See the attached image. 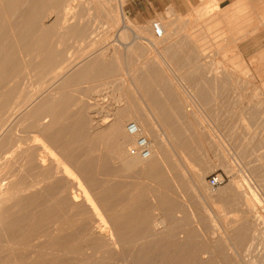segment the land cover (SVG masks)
<instances>
[{
    "label": "rangeland",
    "instance_id": "rangeland-1",
    "mask_svg": "<svg viewBox=\"0 0 264 264\" xmlns=\"http://www.w3.org/2000/svg\"><path fill=\"white\" fill-rule=\"evenodd\" d=\"M80 1H76L80 4H74L76 8L78 7L76 9L78 17L76 16L72 24H64L61 19L56 21L54 16L44 20V24L49 26L54 24L56 28L49 45L51 44L50 47L62 57L58 63V68L61 70L59 72L67 70L68 72L64 74L67 80L72 78L81 66L87 65L91 58L101 56L102 59H99L107 61L111 69H115L113 71L116 74L99 80L69 85L66 89L68 97L75 98L77 102L74 110L76 111L82 104L95 112L99 111L97 118L90 119L95 124L92 127L99 129L102 127L99 125L101 122L99 120L104 117L100 113L105 111V106H112V110L115 106L128 107L129 97L140 96L137 95L140 91L137 93L134 90L136 85L130 83L137 76L158 75L168 77L172 81L175 79L182 81L183 84L173 85L183 100V114L186 119L184 134L188 138V152L181 151L173 140L168 143L165 141L166 132L158 130L157 117L145 114L143 122L139 119L127 122L128 124L137 121L149 137L153 149L155 148L158 153L159 147L164 146L158 154V161H163L164 155H169L171 163L162 165L161 168L169 179L171 200L177 202L178 211L173 213V221L180 223L175 235H173L175 230L169 229L173 237L175 236L172 240L178 241L180 227L191 228L189 225L194 221L192 229L195 228L197 234L193 233L192 237L196 235L194 241L191 237L186 250L184 249V252L188 249L192 252L188 250L187 257L191 254L197 257L194 258L196 260L193 261L194 264L197 262L198 264L199 262L200 264H264V200L257 192L259 189L264 191V25H262L264 14L261 13L264 11V0H248L246 4L249 8L245 5L241 7L242 13L240 9L235 11L239 6L237 3L238 6L234 3L221 2L217 5L214 0H193L184 13L175 11L173 7H167L147 26L135 23L129 17L126 22L132 29L136 28L137 35L134 36V33L126 31L120 38L126 48L131 44V39L133 41L136 37L134 40L138 42L133 47L140 49L135 51L132 47L121 48L116 41L117 33L121 28L118 0H83L90 2L89 4ZM230 9L234 14L237 12L238 18L229 12ZM126 10L128 11V6ZM155 22L160 23L164 31L165 35L162 39L154 36L152 26ZM75 27L78 30L74 31ZM147 30L151 31V35ZM30 60L28 57L25 78L17 94L19 98L14 101V107L24 103L30 105L33 102L31 100L43 98L50 93L55 94L54 92L56 94L53 96L57 100L61 98L60 93H57L61 92V89L53 87L54 90L51 86L56 77L54 73L40 68L38 56L32 59V64L29 63ZM150 68H152L151 72L154 71L153 74L148 71ZM204 76H207V79ZM75 118L66 115L65 119L62 118L64 122L61 119L62 125L67 126L72 122L77 127ZM87 119L89 120V117ZM19 120L21 121V118L17 119ZM144 122H148L149 125ZM20 125L22 124L13 127V131H20V128L17 129ZM64 128L68 129V127ZM155 131L163 141L161 142L163 145H158L160 141L157 142ZM24 132L22 133L25 136H21L23 134L18 132L20 136L17 137L19 139L22 137V140L17 142L19 139L15 137L16 140L14 139L15 142L13 141L12 144L17 142L16 145L9 147L13 154H6L10 152L9 149L3 152L7 158L12 155L13 163H18L17 161L22 163L19 158L23 160L29 152V147H35L31 142L34 135ZM133 144L134 139L128 146L120 147V153L123 151L126 158L130 157L128 149ZM21 145L23 146L20 147ZM21 150L24 152L21 153ZM101 151L104 152L98 148L99 155L97 152L94 155H102ZM3 153L0 152V163L4 162L6 167H11L6 169L16 172L21 163L12 168L13 164L10 166L8 164L11 160L3 161L5 158L1 155ZM35 153L38 156L39 153L37 154V151ZM13 155H18L19 158ZM117 156V153L111 155L114 165L111 168L108 166V170H118L123 167V162L118 160ZM46 157L49 161L52 159L49 155ZM125 157L122 156L123 159ZM4 167L0 164V174L4 172L1 171L2 169L6 170ZM12 171L10 173L15 174ZM8 172L6 170V174L4 172L0 175V184L13 179L14 174L11 176ZM213 174L224 175L226 180L224 185L216 190H212L208 185V179ZM2 178L4 180H1ZM114 181H119L116 183L120 184L139 183L149 188L156 185L152 180L131 179L128 174L123 176V179L117 177L110 180L111 183ZM136 187L140 188V185ZM226 190H232L231 196L225 199L219 198L221 192ZM151 199L149 201L152 202ZM156 217L162 216L159 212H155V220ZM240 229L244 233L240 232ZM97 231L96 239L101 238L98 235L99 230ZM165 232V230L161 231L160 239L164 238ZM238 234H242V238L238 237ZM216 248L220 249L216 250ZM195 254H199V257ZM188 259L192 260V257Z\"/></svg>",
    "mask_w": 264,
    "mask_h": 264
},
{
    "label": "bare ground",
    "instance_id": "bare-ground-1",
    "mask_svg": "<svg viewBox=\"0 0 264 264\" xmlns=\"http://www.w3.org/2000/svg\"><path fill=\"white\" fill-rule=\"evenodd\" d=\"M76 1L80 0H0V152L3 153L8 149V151H10V146L13 144L16 145L17 142L22 140V137L19 139L17 136H20L19 133L24 131V133L30 132L34 135L31 142L35 144V147H29V152L25 155V158L22 157L24 158L23 160H21L18 155H13V157H18L20 161H23L22 163L17 161L18 158L16 159L18 163H13L12 160L14 159H12V155L9 156L11 157L10 159L9 157H5V153L1 154L5 157L4 160L1 158L3 161L7 160L9 162V160H11L12 163L9 162L8 164L9 166L13 164L12 168H15V165L17 166L19 163L21 164L19 165V169L15 172L12 171V169H6L8 166L6 167V164H3L4 162L0 163L5 166L4 168L9 171L8 173L11 176L14 173L11 174L10 172H15L11 181L0 184V264H192L195 260L194 258L197 257H193L192 254L191 256L188 255L189 258L192 257V260H189L186 256V252H188L189 249L186 252L184 251L190 242V238L195 234L194 232L197 234V230L195 228L192 229L194 221L191 222L192 224L189 223L191 224L189 225L191 228H184L186 226L180 227L181 230L178 232V237H180V239L176 242L172 240L175 238V236L173 237L175 232L173 235L170 232L171 230L169 229L172 228V226H168L166 217H156L157 219L153 225L150 223V228H148V224L145 226L146 228L142 226L144 227L143 229L140 224L144 221H140L141 219H150L149 215L144 217L142 215L144 213H136L137 210L139 211L138 208L135 209V211L129 206L128 208L124 206L126 203L129 205L128 201H130L128 197H124L129 195V193L124 194V190L127 189L128 184L116 183L119 181L110 182L111 176L123 177L125 175V170L129 173L134 170L139 171L143 169L142 171H146V175L156 173L155 168L159 166L156 161L159 159V156L155 148L153 149L152 147V154L149 159L145 160L140 157H133L129 152L128 154L130 157L127 156L126 158L125 152L121 151L122 153H120V147L128 146L134 139L127 133V127L126 133L125 130L120 131L117 127H115V129L112 128L113 130H108L111 133L110 135L113 139L111 142L113 143L111 147L108 148L106 145L105 149H101L106 151H101L102 155L100 156L94 155L96 152L98 155L100 153L98 152V148L100 147H97L100 143L97 144L98 134L95 130L90 147L83 148L79 144L74 145L72 143L73 140H69L68 136L71 134L70 136L74 138V136L80 134H77L78 132L73 134L71 127L65 126V124L63 126L62 122L59 121V115L64 117L66 110L64 111L61 107V98L57 100V98L53 96L56 92H54L55 94L50 93L46 95L43 97V100L42 98L31 100L33 101V107H29L26 103L16 107L13 106L15 99L19 98L17 94L21 90L23 78H25L24 73L28 66V57L31 59L29 63L32 64V59L38 56V58H40V68L43 70L46 69L50 73L53 72L54 76H56L51 85L52 88L57 87L63 92L64 86L61 85L60 82L66 77L64 74L68 71L59 72L61 70L58 68V63L62 57L59 52L50 47L52 46L51 44L49 45V41H52L56 33V28L53 26L54 24L51 26L44 24V20L50 16H54L56 21L57 19H61L64 24H72L76 16L78 17V14H76V9L78 8L75 6V3H77ZM81 1L82 3H88L83 0ZM121 1L122 0H118L121 14V28H119V30L123 33L126 31L132 34L134 33V36H136V28L134 27L135 29H132L130 24L126 22L128 18L122 16ZM214 1L218 5V1ZM247 1L248 0H239L237 2L239 6L236 4L238 7L235 11H239L238 9H240V13H242L241 7L243 8L244 5L248 7L246 4ZM234 8L236 9V7ZM230 10L229 12L233 13L232 9ZM261 13L264 14V11ZM233 16H237V12ZM233 16L230 17L232 18ZM244 18L247 19V17ZM261 22H263V20ZM73 30L75 31L78 29L76 28ZM73 30H71V32L76 34ZM79 35L81 36V34ZM134 38L136 39V37ZM116 41L118 44L123 45L120 37ZM203 47L201 48L203 49ZM100 55H102V53ZM95 58H101V56H95ZM104 68H102V72H104ZM57 69L59 70L57 71ZM97 69L98 68H96V70ZM106 69L105 71H107ZM150 70H152V68L148 71ZM86 71L89 73L92 70L89 71L86 69ZM153 72H151V74H153ZM55 73L59 74L56 75ZM83 74L81 73V75ZM144 76H146V74H144ZM92 78L93 76L91 79ZM204 78L207 79V76H204ZM200 80L201 79H199V81ZM63 81L67 82L66 80ZM81 82L83 81L81 80ZM77 83H80V81ZM61 92L57 93H60V95L64 94ZM202 94L203 93H201V95ZM20 118L21 121H17V119ZM20 123L22 125L17 129L20 128L21 132L18 131V133L13 131V127L19 126ZM134 124L137 123L135 122ZM137 125L140 126L139 124ZM22 126H24L25 130ZM21 127L23 130H21ZM64 127H68V129ZM104 133L102 134L105 135ZM178 133L180 134V132ZM155 135L158 137L156 131ZM21 136H25V134ZM15 137L17 140L19 139V141L12 144V142L16 140ZM80 138H82V133ZM102 138L100 139L102 140ZM107 139L110 138L107 137ZM108 141L109 140L106 142ZM158 141H160L158 144H162L161 142H163L162 140ZM77 143L82 142L79 141ZM19 145L17 144V146ZM160 148L163 147L160 146ZM16 150L14 149V151ZM23 150L26 151L27 149L23 148ZM19 151L18 147V153ZM34 151H37V154L39 151L41 152L37 156ZM22 152L24 151L21 150V153ZM9 153H11V151L6 152V154ZM116 153L118 154L117 159L123 162V170H119L120 168L118 170H108L109 163L107 162L108 164L106 163L107 166H105L104 162L106 161H104L103 155L106 154L109 157L111 154ZM121 154L125 157L124 159ZM46 155H49L52 159L49 161ZM21 156H23V154H21ZM105 167H107V169ZM6 170L2 169L1 171H4L5 173H2L6 174ZM99 171H101V173ZM120 171H123L121 172L123 175L120 174ZM2 173L0 175H2ZM132 174L135 173L132 172ZM136 174L141 175L140 171ZM165 179L166 178H160L164 185L169 183L168 180ZM1 180L4 179L2 178ZM165 181H167V183ZM132 185L133 187L136 186L131 183V186ZM128 186L131 189V186ZM132 189L135 192L139 190V188ZM141 189L143 190L145 188L141 187ZM128 190H126L125 193H127ZM231 193L232 190L221 192L219 198L225 199L231 196ZM145 194H143V196H145ZM123 198L126 199V203H124L125 201H123ZM132 198L134 199V197L130 199L134 201ZM120 199L122 201H120ZM161 199L164 200L163 198ZM116 202L124 204L121 206ZM140 203L143 204L142 202ZM170 208H172V206ZM165 211H167V209ZM150 214L152 213L150 212ZM138 215L143 216V218L141 217L140 219ZM148 219H146L143 224L149 222L150 220ZM168 222L170 221L168 220ZM160 229L166 231V235H164L162 239H160L161 237L159 235L163 230ZM97 230H99L98 235L101 236V238L97 237L96 239L95 235ZM141 230H145V232H141ZM240 232H242V229H240ZM130 235L131 237H129ZM194 237H192L191 240ZM238 237L242 238V234H238ZM191 245L193 244L191 243ZM191 248L192 247H190V249ZM221 248H223V246ZM250 248L251 247H249V249ZM201 249L205 248L201 247ZM217 249L220 248H216V250ZM195 251L197 252L199 250ZM195 255L198 256L199 254Z\"/></svg>",
    "mask_w": 264,
    "mask_h": 264
},
{
    "label": "crops",
    "instance_id": "crops-1",
    "mask_svg": "<svg viewBox=\"0 0 264 264\" xmlns=\"http://www.w3.org/2000/svg\"><path fill=\"white\" fill-rule=\"evenodd\" d=\"M217 1H218V3L221 2V3H226V4H233V3L236 4L239 0H217ZM192 2H193V0H143V1H140L138 3L129 5L128 11L130 13V17L132 18V20L135 23H141L142 25L147 26L150 21L155 20L158 17V15L160 13H162L167 7H173V9L175 11H177L179 13H184L185 10L189 9L188 4H192ZM147 32H148V34L151 35V33H150L151 31L147 30ZM122 34H123V32L119 30V32L117 33V37L119 38ZM137 42L138 41H135L134 38H133V41L131 39V41H130L131 44L127 45L126 48L132 47V50H134V51L139 50L140 47H133V46H135V43H137ZM120 46L123 49L125 48V46H123L122 44H120ZM127 58L129 59L130 57H127ZM95 60H97V61H95ZM98 60L101 62H99ZM108 64L109 63L107 61H103L99 58H92L89 60V63L84 66V68L83 67L80 68V71H78L75 75H73L72 78L67 79L66 80L67 82L63 81V80H65V77L62 79L63 82L62 81L60 82V84L64 86L63 92H61V93H64V94H61V96H62L60 99V102L62 103L61 107L64 111L66 110L64 117L63 116L62 117H63V119L66 118V115H72V116L76 117L75 121H77L76 122L77 127L74 126L72 122H70L69 125H67V126L72 128L73 134H75L76 132H78L77 134H80V135L74 136V138H72V136H70L71 135L70 134L68 136V139L73 140L72 143L74 145L79 144L83 148L84 147H90L91 141H93L92 138H94L93 134L95 131H97L96 133L98 134V137H97L98 142L97 141L96 142H97V144L100 143L99 146H97V147H100L101 149H105L106 145H107V147L109 148V147H111V145L113 143V142H111V140L113 141V139H112V136L110 135L111 134L110 131H108V130H111L112 128L115 129V127H117L118 130H120V131L125 130V132H126V127L128 124L135 123V122L137 123V121H131L130 123L127 124V122L129 120L139 119L140 121L143 122L144 121L143 116L145 114H147V115H151L153 117H157L156 121H157L158 128H159L158 130L162 131V132H164V130H165L166 133H164V136H166L165 141H167V143L173 140V141H175L176 144L179 145V149L181 151H187L188 152L189 151L187 149V146H188L187 139L188 138L184 134V132H185L184 127H185L186 119H185L184 114H183L184 113L183 100L173 85L174 83L183 84V82L178 80V79H175V81H172L168 77H162V76H158V75L157 76L156 75H150V76H142V77L137 76L130 83L136 85V86H134L135 87L134 90L137 91V93H138V91H140V93L137 94L140 96L139 97H129L128 98L129 99L128 107H126V106L123 107L122 105L121 106H115V108H113L114 110H112V106H109V107H108V105L105 106V108H104L105 111L100 113V115H103L104 117L101 120L98 119L99 122L101 121L100 125L102 126V127H99V129L93 128L92 125H95V124H93L94 121L93 122L90 121L91 117H97V115L99 114V111L95 112L93 109H90L89 107L82 106V104H80V106H78L76 111L74 110V107L77 105V102H76L75 98H72V97L69 98L68 97L69 94L66 92L67 87L71 84H75V83L77 84V82H79V81L81 82V80L83 82H90V81L95 80V79L99 80L103 77H109L111 75L116 74V72H112L113 70L111 69V67ZM101 65H102V68H104V67L107 68V69L106 68L103 69L104 72H102ZM96 68H98V69L96 70ZM86 69L89 71L90 70H92V71H90L88 73V71H86ZM105 69L107 71H105ZM81 73L82 74L84 73V74L81 75ZM92 76H93V78L91 79ZM80 78H83V79H80ZM68 80H70V81H68ZM163 98H164V100H163ZM43 99L44 98H42V100ZM32 104H33V102L30 103L29 107H31ZM32 109H30V110H32ZM62 117L59 115V117H58L59 121H61ZM87 117H89V120L87 119ZM63 122H64V120H63ZM144 123L146 125H149L148 122H144ZM137 124H139V123H137ZM105 131H107V132H105ZM178 132H180V134ZM81 133H82V138H80ZM102 133H104L105 135H103ZM106 136L110 139H107ZM100 138H102V140ZM106 139L109 141L106 142L107 141ZM103 140H106V141L102 142ZM156 140L158 142V140H160V139L157 137ZM74 141H76V142H74ZM79 141L82 143H77ZM179 141H182V142H179ZM75 143H77V144H75ZM102 143L103 144L107 143V144L103 145ZM80 146H75V147H80ZM162 149L163 148H161V150ZM104 151H106V150H104ZM159 153H160V147H159ZM111 155L109 156L110 159L108 158V156L106 154L103 155L104 161H106V162H104L105 166H107V164L109 163L110 168L112 165H114L112 160H111ZM164 158L165 159L163 161L161 160L162 162L161 161L158 162V160L156 161L157 165H159L160 167L157 166L155 168L156 173H152L151 175L150 174L146 175L145 174L146 171H142L143 169L139 170L141 175L136 174V173H139L138 170H137L138 172L135 170H134L135 172L132 171L135 174H132V172L128 173V171L125 170L126 171L125 175L131 174L130 175L131 179L150 180V181L152 180L156 185L152 188H149V187L144 186L143 184L138 183L139 185H141L140 188L138 187L140 191L136 190V192L132 189V188L138 189L136 186L133 187V185H132L131 189L128 186L127 189L124 190V194L129 193V195L124 196V197L129 198V200H130V201H128L129 205L126 203L127 201L125 198H123V201H125L124 203H126L127 205L124 203H122V204H124V206H126L127 208L129 206V207L133 208L134 210L138 208L139 211L137 210L138 211L137 212L135 210L136 213H138V214L144 213V214H142L144 217H147L149 215L150 219H148V218H146V219H148L150 221L146 222V224H143L146 219L142 220L141 217L143 218V216L138 215V216H140V219H141L140 222L144 221L143 223L140 224L141 227L142 226L145 227L149 224L148 228H150L151 224H153V222L155 221L154 213L159 212V210H160L159 213L161 214V212H162V214H161L162 218L166 217V223H168V226L171 225L173 230H177V227L180 223L178 221L177 222L173 221V213L178 211L177 202L171 200V197H170L171 187H169L170 183H167V181H165L167 183L166 184L167 186H166L163 184L162 180H160V178H166L165 180H168V182H169V179H168L167 175L164 173V171L162 170L161 166L162 165L165 166L166 164L168 165L171 163V161L169 159V155H164ZM98 163H101V162H98ZM114 163H115V161H114ZM105 168L107 169V167H105ZM120 168L123 169V167H120ZM99 172L101 173V171H99ZM121 172H123V171H120V174L123 175V173H121ZM167 172H168V170H167ZM154 174H156V175H154ZM111 177L117 178L115 175L111 176ZM120 179H123V177H121ZM135 183H137V182H135ZM138 184H134V185H138ZM128 185L131 186V183ZM141 187H143L145 189L142 190ZM128 189H130L131 191ZM126 190H128L127 193H125ZM145 190H147V191H145ZM132 191H133L134 196L132 195ZM143 194H145V196H143ZM131 197H134V199L132 198L134 201H132L130 199ZM128 198H127V200H128ZM150 198H152L151 199L152 202L149 201ZM161 198H163L164 200H162ZM120 201H122V200L120 199ZM140 202H142L145 205L141 204ZM119 203H117V204L123 206L121 203L120 204ZM136 204H137V206H136ZM143 206H144V208H143ZM168 206H170V207L172 206V208H170ZM155 208L157 211H155ZM158 208H159V210H158ZM166 209H167V211H165ZM146 210H148V211H146ZM150 212L152 214H150ZM167 217H168V219H167ZM168 220L170 222H168ZM171 226H169V227H171ZM144 227H142V228L144 229ZM141 232H145V230H141ZM175 233H176V231H175ZM129 237H131V235Z\"/></svg>",
    "mask_w": 264,
    "mask_h": 264
},
{
    "label": "built area",
    "instance_id": "built-area-1",
    "mask_svg": "<svg viewBox=\"0 0 264 264\" xmlns=\"http://www.w3.org/2000/svg\"><path fill=\"white\" fill-rule=\"evenodd\" d=\"M143 0H122L121 1V11L122 16L129 18L130 13L126 10L127 6L138 3ZM154 36L157 39L164 38V31L161 28V24L155 22L152 26ZM127 133L134 138V145L128 149V152L133 157H140L141 159H149L152 154V143L145 134L144 130L137 124L131 123L127 126ZM226 182L224 175L213 174L208 179V185L212 190L220 188ZM260 190V189H259ZM257 190L264 200V191Z\"/></svg>",
    "mask_w": 264,
    "mask_h": 264
}]
</instances>
